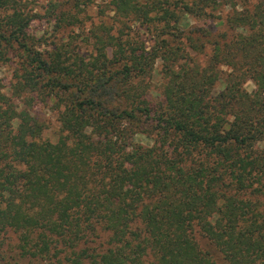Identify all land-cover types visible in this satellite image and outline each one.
<instances>
[{
    "label": "trees",
    "instance_id": "16d2710c",
    "mask_svg": "<svg viewBox=\"0 0 264 264\" xmlns=\"http://www.w3.org/2000/svg\"><path fill=\"white\" fill-rule=\"evenodd\" d=\"M109 2L115 28L87 30L83 54L74 39L40 50L24 3L0 0V236L53 263L222 264L208 244L264 264V0ZM228 3L221 35L181 29ZM36 97L55 103L54 143Z\"/></svg>",
    "mask_w": 264,
    "mask_h": 264
},
{
    "label": "rangeland",
    "instance_id": "374dc122",
    "mask_svg": "<svg viewBox=\"0 0 264 264\" xmlns=\"http://www.w3.org/2000/svg\"><path fill=\"white\" fill-rule=\"evenodd\" d=\"M26 9L30 11L32 21L27 29V32L36 41L39 49L42 51L52 50L56 44L66 42L68 40H77L82 47L83 54H86L84 48V41L89 36L85 33L89 29H94L99 23L108 25L111 28H115L114 13L111 11L112 6L109 0H21ZM239 1V0H237ZM251 3L256 4L258 0H250ZM236 2V1H235ZM239 3V2H238ZM237 8L240 10L242 5L240 2ZM234 3H228L220 8L215 13V17L211 20H204L203 18H193L183 16L181 18V29H196L201 27H208L213 35H221L224 32L225 25L224 20L232 12ZM130 27V31L139 35L142 39L148 41L152 46L155 40L151 41L149 38L151 34L143 32L144 27H138V25L127 24V30ZM208 53V52H207ZM208 54L200 55L201 59H205ZM12 68L1 66L0 67V80L3 85V91L10 94L11 87V74ZM154 83L160 80V63L157 61L153 71ZM156 86V85H155ZM223 89L222 83H218L213 93L218 94ZM244 89L247 92L254 90V85L251 81L244 83ZM159 91L156 88L150 93L152 101L158 100ZM18 103V101H15ZM32 111L45 123V130L41 135L42 140H48L50 142H56L59 138V123L58 114L54 110L56 108L55 103L50 101L47 97H36L33 99ZM16 122L14 123V127ZM135 140L144 145H151L150 139L144 138L140 135L136 136ZM259 147H264V143H260ZM106 236H102L101 240H97L92 249L98 251V244L104 243ZM0 242L3 243L0 246V264H64L48 262L45 258H32L30 256L21 257L16 249V238L11 233L0 236ZM215 259L217 263L225 264L222 261L220 254L216 252L208 244H201Z\"/></svg>",
    "mask_w": 264,
    "mask_h": 264
}]
</instances>
